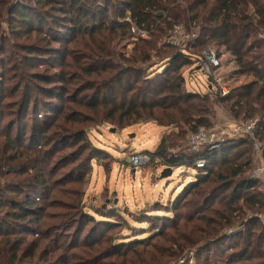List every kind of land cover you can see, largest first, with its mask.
<instances>
[{
    "label": "trees",
    "instance_id": "trees-1",
    "mask_svg": "<svg viewBox=\"0 0 264 264\" xmlns=\"http://www.w3.org/2000/svg\"><path fill=\"white\" fill-rule=\"evenodd\" d=\"M180 2L29 0L31 5L37 4L32 9L0 0V25L6 17L14 25L10 31L0 27L1 55L13 50L30 54L23 62L5 60L0 64V264L68 263L72 250L92 249L87 240L73 249L61 241L65 234L60 231L67 228L77 239L86 224L80 188L65 191L78 196L68 212L54 217L46 213L53 208L54 194L69 183L64 174L61 180H54L59 173L56 165L61 162L57 160L53 167L55 153L73 150L61 159L62 164L82 159L90 170L93 162L104 163V150L89 139L93 128L109 125L118 131L140 123L164 129L155 151L144 152L151 156L150 165L173 173L184 168V175L193 178L173 201L160 205L167 218L174 217L170 231L154 230L156 236L123 247L139 253L148 245L156 249L155 241L168 237L178 248L168 250L175 260L201 246L196 259L206 252L203 264H264V225L254 218L245 219L248 213L264 212V187L252 176L253 144L244 138L228 140L210 153H190L181 144L187 134L211 125L212 106L225 105L237 120L259 121L256 137L264 146V0ZM127 17L149 33L147 39L135 41L128 57L115 49L116 43L132 37V25L122 23ZM178 25L200 28L192 52L165 44ZM34 34L33 45L17 41ZM206 47L215 49L220 57L221 51L230 54L236 63L234 75L245 79L230 85L229 94L222 99L210 90L191 91L186 85L185 73L200 70ZM41 59H47L43 63L49 68L37 73L25 70L36 68ZM17 97L15 104L8 102ZM14 108L16 112H10ZM30 113L35 149L26 142L27 133L13 132ZM48 113L57 115L50 118ZM10 116L13 120L2 127ZM202 160L205 167L198 168L197 162ZM77 169L84 168L76 166L72 172ZM85 174L77 183L84 182ZM145 217L151 221L157 216ZM237 223L244 230L226 247L231 238L222 233ZM30 233L34 234L31 239L27 237Z\"/></svg>",
    "mask_w": 264,
    "mask_h": 264
},
{
    "label": "rangeland",
    "instance_id": "rangeland-1",
    "mask_svg": "<svg viewBox=\"0 0 264 264\" xmlns=\"http://www.w3.org/2000/svg\"><path fill=\"white\" fill-rule=\"evenodd\" d=\"M11 2H13L17 8L22 5L26 7L31 6L32 9H35L37 6L35 3L31 5L29 0H11ZM178 3H181L180 0H178ZM48 25L51 26V21H49ZM52 25L55 26L53 22ZM0 27L3 28L2 30L7 29L10 31V27H14V25L6 17L1 22ZM47 31L48 29L46 28V35L49 34ZM25 32L26 30H24L21 35ZM51 36H53V34L48 35V38ZM35 37V34L27 35L23 38L20 36L18 38L22 39L17 41L23 45H33L34 40L37 38ZM46 41L48 40L46 39ZM135 41L136 40L133 37H127L121 42L116 43L115 49L128 57L134 47ZM40 45L47 47L45 43L40 42ZM53 48H56V45H53L52 49ZM17 52L13 50L10 55L8 54L5 56L0 53V64H3L5 60L8 63L13 61V64L20 60L23 62L25 61L24 56H30V54L24 53L22 50ZM221 56L223 67L220 69L219 74L227 89H230V85L237 86L245 82L244 78L236 77L234 75L236 63L231 58L230 54L221 51ZM49 57L50 56L43 58ZM45 60L47 59H41L36 68L32 69V67L29 66L28 69L27 67L24 68L26 71L28 70L32 73L41 72L45 68H49V65L43 63ZM184 77L189 90H198L202 93H207L210 90L209 80L204 76L201 70L194 73L187 71ZM230 79L231 81H229ZM18 98L19 97L8 102L15 104L18 102ZM224 106L225 105H214L211 107L213 111L212 118L210 119L211 125L206 128L210 129L216 123L224 122L226 118H235ZM16 110L17 108H14L10 112L13 113L16 112ZM40 114L46 115L43 111ZM48 115L51 116L50 118H54L53 116L57 114L48 113ZM32 118L33 115L30 113L22 124L19 126L17 125L13 129V132L19 133L18 130H23L27 133L26 142L34 145L33 148L35 149V143L37 140L34 139L32 135L30 136ZM8 120H13V117L10 116L6 118L1 124L2 127ZM62 122L63 121L60 122V127L63 126ZM114 130L116 129H112L109 125H104L100 127L98 126V128H93L90 132V142L96 147L104 150V153H102V162L104 163H102L101 166L93 162L91 169L89 170L88 168H85L82 159L77 162L72 163L71 161H67L62 164L61 159H66L73 150L64 149L55 153V159L52 161L53 167L57 164V160L61 162L59 163V166L56 165L59 173L54 180L58 181L60 179L59 177L64 174L65 180L69 183L66 188L63 187L65 188L64 191L58 192L56 195L54 194L55 197L52 202L53 208L48 209L46 213L51 214V216L54 217L68 212V210H70L76 203L78 196L66 194L67 192L65 191L67 189L80 188L79 196H81L80 198L82 200L80 208L83 211V214H86L85 222L83 221L86 224H84L83 231H81L82 233L80 232L77 239L74 237L73 232L67 228L64 231H60V234H65L61 238V241L65 245H69V249H73L76 246L81 248V244L87 240L88 245H90L92 249L72 250V255L68 263L63 260L62 262L56 260V262L53 261L54 263L52 264H203L206 252L201 254L200 260L196 259V253L200 250L201 246L196 250H187L178 260L170 258L168 256L170 253L168 250L176 251L178 248L175 246L173 247L170 239H167L168 237L157 239L155 241V245L157 246L156 249L148 247L150 246L148 245L146 246L147 248H144V250L139 253L128 252V248L123 247L124 244L143 241L156 236L157 233H154V230L157 232L162 230L168 232L174 227L171 223V221L174 220V217L167 218L168 216L165 215L166 211L160 205L162 204L165 206L167 202L173 201L179 194H181L183 187H185L193 176H185L184 168H182L176 170L174 173L172 172L171 176L162 179L161 175L163 167L161 166L156 167L155 165L153 166L149 164L135 168L131 165V158L134 155L143 154L147 151H155L161 141V136L164 134V129L155 124L140 123L125 130ZM226 139L230 141L231 138ZM188 143L189 140L187 134L185 142L181 144L184 145L185 149H188ZM176 152L178 151L175 150L174 153ZM65 154H67V156L62 157L65 156ZM85 154L87 155L88 153ZM254 159L252 176L255 175L257 167L260 165L258 157L255 156ZM60 166H64V169H60ZM76 166L84 169H77V171L72 172ZM105 167L107 168V171L105 170ZM85 172L84 182L82 184L77 183ZM259 180L264 187V175H262V178ZM157 205L159 207H157ZM263 214L264 212L262 211L248 213L245 219L250 217V219L254 218L259 221L258 218ZM111 215H113V217H111ZM147 215H154L157 217L150 221L146 219L145 216ZM87 216L93 218V220H88ZM106 218L107 220H105ZM83 222L81 221L82 225ZM105 222H111L113 226H106V224H104ZM151 222L153 223L151 227H149L150 224L148 223ZM117 224H120L121 226ZM181 225H183V223H181ZM241 230H244L243 224L237 223L223 231V235L231 238L230 241H227L226 247L229 246V244L236 242L237 239L234 236ZM171 234L174 235V233ZM27 237L31 239L34 237V234L30 233ZM110 238H112V240L107 241V239ZM113 245H115L114 249ZM142 248L143 247H141V249ZM84 251H88L90 255L87 252L86 256ZM212 253L213 250L211 251V254ZM110 254L112 255L111 257H109ZM92 257H95L96 259L92 260ZM84 258L86 259L84 260ZM211 261H214L213 257Z\"/></svg>",
    "mask_w": 264,
    "mask_h": 264
},
{
    "label": "built area",
    "instance_id": "built-area-1",
    "mask_svg": "<svg viewBox=\"0 0 264 264\" xmlns=\"http://www.w3.org/2000/svg\"><path fill=\"white\" fill-rule=\"evenodd\" d=\"M126 22L132 25L131 33L135 40L147 39L149 37V33L133 24L130 17L122 20V23ZM199 37L200 28L193 25L189 28L178 25L174 27L172 33L165 39V44L192 52ZM201 56L200 70L209 80L211 93L218 99L226 97L229 94V90L223 84L219 74L220 69L223 67L222 56L220 57L216 50L211 47H206ZM258 124V120L238 121L236 118H226L224 122L216 123L210 129L206 127L199 128L188 135V151L190 153H210L220 149L222 144L226 142V138H231L230 140L247 139L253 144L256 157H258L260 165L257 167L253 177L259 180L264 175V163H262L264 146L261 145L256 137ZM151 162V156L145 153L136 154L131 158V165L135 168L149 165ZM157 162H161V160L157 159ZM204 166V160L197 162L198 168H203ZM258 219L264 225V214Z\"/></svg>",
    "mask_w": 264,
    "mask_h": 264
},
{
    "label": "water",
    "instance_id": "water-1",
    "mask_svg": "<svg viewBox=\"0 0 264 264\" xmlns=\"http://www.w3.org/2000/svg\"><path fill=\"white\" fill-rule=\"evenodd\" d=\"M114 131H116V130H114ZM171 175H172V170H167V171H164L162 173L161 177H162V179H164V178H167V177H169Z\"/></svg>",
    "mask_w": 264,
    "mask_h": 264
},
{
    "label": "crops",
    "instance_id": "crops-1",
    "mask_svg": "<svg viewBox=\"0 0 264 264\" xmlns=\"http://www.w3.org/2000/svg\"><path fill=\"white\" fill-rule=\"evenodd\" d=\"M262 163H264V160H263V162Z\"/></svg>",
    "mask_w": 264,
    "mask_h": 264
}]
</instances>
